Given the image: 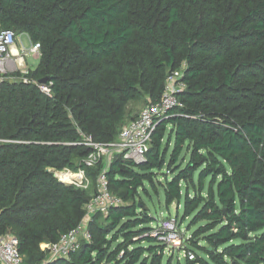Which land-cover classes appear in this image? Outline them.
Returning a JSON list of instances; mask_svg holds the SVG:
<instances>
[{
	"label": "trees",
	"instance_id": "obj_1",
	"mask_svg": "<svg viewBox=\"0 0 264 264\" xmlns=\"http://www.w3.org/2000/svg\"><path fill=\"white\" fill-rule=\"evenodd\" d=\"M3 30L39 44L30 82L0 83V237L17 238L24 264H43L40 245L82 224L101 174L124 204L46 264H171L135 202L157 173L165 206L182 204L197 227L183 264H264V0H0ZM174 72L180 106L157 122L144 161L87 167L84 139L113 144L137 117L129 106L157 103ZM49 169L82 170L94 187Z\"/></svg>",
	"mask_w": 264,
	"mask_h": 264
},
{
	"label": "built area",
	"instance_id": "obj_2",
	"mask_svg": "<svg viewBox=\"0 0 264 264\" xmlns=\"http://www.w3.org/2000/svg\"><path fill=\"white\" fill-rule=\"evenodd\" d=\"M21 36H25L28 46L21 41ZM27 56L39 57V44L33 43L29 37L22 34H15L12 30L0 31V83L5 81L22 80L29 83L27 78L30 69L24 66V58ZM19 76H15V74ZM11 79V80H9ZM181 79L180 72H174L166 81V88L160 100L157 103L147 104L138 114V116L128 121L121 129L117 140L110 145H99L85 138L83 145L92 148L94 151L85 161L87 167H94V164L100 159L108 166L110 155L120 154L127 161L139 164L144 161L152 135L157 126L159 119L168 111L180 106L177 94L182 89V85L177 84ZM174 84V86L172 85ZM39 90L49 95L50 88L46 85L37 84ZM108 153L107 159H103L102 154ZM49 172L61 183L74 186L76 188L87 190L89 181L85 177L82 170L72 172L68 169L57 171L49 169ZM73 174V178L69 179L67 174ZM124 204L123 200L112 194L108 189L105 176L101 174L97 178L96 188L92 197L85 204V218L82 224L76 229L62 234L55 243H44L40 245V249L47 253L49 261L56 259H68L69 256L80 248L81 241L91 240V234L87 229L89 220L96 214H107L108 210L113 207H119ZM159 222V221H158ZM151 236L155 237L160 245L165 247V252L181 245V237L179 236L175 221H160L157 227L151 232ZM19 242L17 238L11 235L0 237V264H24L23 256L19 251ZM189 260L194 259L192 253H184ZM49 263V262H48Z\"/></svg>",
	"mask_w": 264,
	"mask_h": 264
},
{
	"label": "rangeland",
	"instance_id": "obj_3",
	"mask_svg": "<svg viewBox=\"0 0 264 264\" xmlns=\"http://www.w3.org/2000/svg\"><path fill=\"white\" fill-rule=\"evenodd\" d=\"M20 39L25 46H28V42L25 36H21ZM24 60H25L24 66L27 70L34 69L39 63L38 56H31V57L27 56V58H24ZM172 86H174V84ZM146 105L147 103L145 101H138L136 103H133V105L130 107V116L133 118L136 117L138 112H140ZM102 156L103 159L105 160L107 159L108 153H104L102 154ZM111 156L112 155H110V157ZM109 159L110 158H108L107 160ZM160 174L161 173H157V177L154 179V184H153L154 186L145 183L144 188H146L147 191L146 192L139 191V194L135 198V202L144 204V206L148 210V214L150 218L153 219L152 224H150L151 228L155 229L160 221H164V220H169L170 222L173 220L175 221V226L179 236L181 237L182 243L179 247L172 249L170 252H165L164 255L165 257L170 256L172 258L171 264H176V262H180V264H183L184 253H185L184 250H187L188 248L187 247L188 245L186 246L188 242L187 240H189L190 235L192 234L193 231L196 230L197 227H192L190 230L188 229L190 219H184L182 217L183 214L182 204L178 206L175 203H173L169 207L165 206L163 191L158 184V179L160 182H163V180L160 178L162 177ZM88 181H89V187L86 191H90L94 187L92 181L91 180ZM102 222L103 220L100 219L98 223L102 224ZM48 262H52V261H49V257L46 255V259L43 262V264H46Z\"/></svg>",
	"mask_w": 264,
	"mask_h": 264
},
{
	"label": "water",
	"instance_id": "obj_4",
	"mask_svg": "<svg viewBox=\"0 0 264 264\" xmlns=\"http://www.w3.org/2000/svg\"><path fill=\"white\" fill-rule=\"evenodd\" d=\"M50 79H51V77H45V78L41 79L38 83L45 85Z\"/></svg>",
	"mask_w": 264,
	"mask_h": 264
},
{
	"label": "bare ground",
	"instance_id": "obj_5",
	"mask_svg": "<svg viewBox=\"0 0 264 264\" xmlns=\"http://www.w3.org/2000/svg\"><path fill=\"white\" fill-rule=\"evenodd\" d=\"M67 177H68L69 179H72V178H73V174L68 173V174H67Z\"/></svg>",
	"mask_w": 264,
	"mask_h": 264
},
{
	"label": "crops",
	"instance_id": "obj_6",
	"mask_svg": "<svg viewBox=\"0 0 264 264\" xmlns=\"http://www.w3.org/2000/svg\"><path fill=\"white\" fill-rule=\"evenodd\" d=\"M38 61V60H37ZM39 62V61H38ZM133 104H131L130 106H129V110H130V107L132 106ZM140 112H138V114H139ZM129 114H130V111H129ZM138 114H137V116H138ZM131 119H133V117H131Z\"/></svg>",
	"mask_w": 264,
	"mask_h": 264
}]
</instances>
